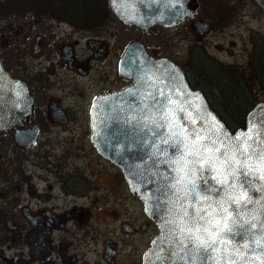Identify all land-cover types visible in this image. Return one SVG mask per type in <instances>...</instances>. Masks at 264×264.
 Returning <instances> with one entry per match:
<instances>
[{
	"label": "flooded vegetation",
	"instance_id": "1",
	"mask_svg": "<svg viewBox=\"0 0 264 264\" xmlns=\"http://www.w3.org/2000/svg\"><path fill=\"white\" fill-rule=\"evenodd\" d=\"M110 1L0 0V115L8 117L0 126V264H145L157 222L117 167L114 195L99 183L104 173L89 171L93 155L112 165L91 142V108L135 84L142 53L175 65L190 88L227 83L238 70L218 58L233 41L210 45L213 53L205 42L213 32L235 35L247 3L192 0L173 22L143 0ZM249 34L248 70L255 55L264 59ZM76 161L85 167L67 166ZM178 258L195 261L188 253L169 263L184 264Z\"/></svg>",
	"mask_w": 264,
	"mask_h": 264
},
{
	"label": "water",
	"instance_id": "2",
	"mask_svg": "<svg viewBox=\"0 0 264 264\" xmlns=\"http://www.w3.org/2000/svg\"><path fill=\"white\" fill-rule=\"evenodd\" d=\"M143 1L152 11H158L173 22L182 16V9L186 10L187 5L192 2V0ZM254 1L264 9V0ZM110 2L111 8L114 7L113 0ZM132 51L133 47L128 48L122 58L120 72L123 76L124 63L129 55H133ZM140 61L136 67L132 66L130 75L135 82L133 86L119 93L105 94L95 101L89 117L90 139L98 154L120 170L128 190L141 199L144 210L157 222L159 235L153 239L145 264H151V261L156 259L155 255H158L160 264H170L171 255L188 253L195 260L193 264H198L200 260L192 255L195 253L189 251L191 245L187 249L181 246L173 234L174 225L167 223L175 220L180 206L176 203V195L170 187L171 177L175 173L166 162L173 150L163 144L160 138L153 136L151 129L154 125L146 116L158 117L159 105L155 107L153 105L155 100H163L166 106L175 110L177 123L190 130L203 131L210 126L212 118L215 117L229 136L249 133L255 137L264 130V101L256 103L246 113L242 128L230 132L209 108L201 92L192 90L187 85L175 65L168 61H152L143 53ZM168 98L173 101L172 105H168ZM7 118L0 115V126L8 122ZM165 149L167 155L164 154ZM251 187L250 196L253 200L259 199L261 203L248 206L249 219L264 205V181L254 180ZM254 231L259 236V231ZM243 242L241 241V245ZM247 242L249 249L245 251L246 258L243 264H264V249L257 248L252 252L251 249L256 245L251 239ZM178 259L184 264L188 261Z\"/></svg>",
	"mask_w": 264,
	"mask_h": 264
},
{
	"label": "snow or ice",
	"instance_id": "3",
	"mask_svg": "<svg viewBox=\"0 0 264 264\" xmlns=\"http://www.w3.org/2000/svg\"><path fill=\"white\" fill-rule=\"evenodd\" d=\"M156 105L158 117L146 118L154 125L153 136L173 150L166 162L175 173L170 187L180 206L167 223L174 225L176 240L185 249L191 245L201 264H243L249 239L256 245L252 252L264 249V205L250 219L247 211L261 203L250 192L254 180L264 181V130L255 137H231L215 117L203 131L190 130L177 123L175 110L163 100H155Z\"/></svg>",
	"mask_w": 264,
	"mask_h": 264
},
{
	"label": "rangeland",
	"instance_id": "4",
	"mask_svg": "<svg viewBox=\"0 0 264 264\" xmlns=\"http://www.w3.org/2000/svg\"><path fill=\"white\" fill-rule=\"evenodd\" d=\"M240 2L247 3V5L240 10L239 12H236V21L239 24V27L236 30L235 35H230L227 29L224 34H217L216 32L210 33L206 37L205 45L207 46L209 52L213 53L214 51L210 47V45L213 44H224L226 41L231 40L234 42V49L230 50L229 56H220L222 62L231 63L233 65L237 66V69H241L242 72L246 73L248 75L249 65L247 63V58L249 55L250 47H249V33L254 32V35H251L252 40L259 41L262 43L261 45H264V14H258L256 10L251 6L250 0H240ZM236 2V3H240ZM250 39V40H251ZM253 98L257 102H263L264 101V90H259L260 87L253 86ZM81 134H77V137H79ZM70 155L74 156V154L77 153L76 150L72 151ZM92 161H89L91 163L90 167H93L92 170L89 167V171L91 173L96 174L99 173L100 176L102 173L105 174V177L99 178V183L105 186V189L108 191V194L111 193V195L115 194L116 188L115 184L116 181L120 179V173L119 170L114 167L113 165H102L101 162H99L94 155L91 158ZM70 163V162H69ZM67 162V166H76L79 170H82L85 165L80 162L76 161V164H69ZM89 164V163H88ZM102 165V166H101ZM66 166V165H64ZM83 167V168H82ZM74 169L72 168V171L70 173H74ZM64 172V171H63ZM82 171H76V173H81ZM89 175V173H87ZM84 175L83 177H88L89 180H91V176ZM116 180V181H115ZM117 194V193H116ZM110 206H114L117 209V206H115L112 202H110ZM110 237L113 236L111 233L108 235Z\"/></svg>",
	"mask_w": 264,
	"mask_h": 264
},
{
	"label": "trees",
	"instance_id": "5",
	"mask_svg": "<svg viewBox=\"0 0 264 264\" xmlns=\"http://www.w3.org/2000/svg\"><path fill=\"white\" fill-rule=\"evenodd\" d=\"M251 62L248 75L238 69L234 77L225 76L230 79L227 83L191 86L201 92L209 108L230 132L243 127L246 113L257 103L252 94L253 86L264 90L261 67L264 59L255 55Z\"/></svg>",
	"mask_w": 264,
	"mask_h": 264
}]
</instances>
